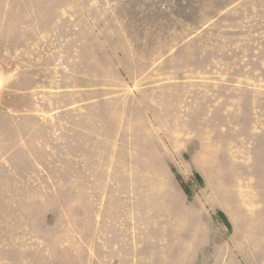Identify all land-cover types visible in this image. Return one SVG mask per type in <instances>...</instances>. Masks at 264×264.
Masks as SVG:
<instances>
[{
	"label": "rangeland",
	"instance_id": "obj_1",
	"mask_svg": "<svg viewBox=\"0 0 264 264\" xmlns=\"http://www.w3.org/2000/svg\"><path fill=\"white\" fill-rule=\"evenodd\" d=\"M0 264H264V0H0Z\"/></svg>",
	"mask_w": 264,
	"mask_h": 264
}]
</instances>
